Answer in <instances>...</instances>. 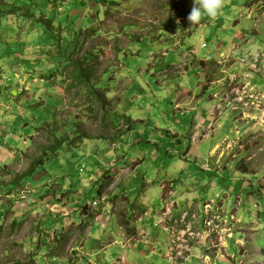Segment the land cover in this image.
I'll return each instance as SVG.
<instances>
[{
  "label": "rangeland",
  "instance_id": "1",
  "mask_svg": "<svg viewBox=\"0 0 264 264\" xmlns=\"http://www.w3.org/2000/svg\"><path fill=\"white\" fill-rule=\"evenodd\" d=\"M192 6L0 0V264H217L264 243V0L195 25Z\"/></svg>",
  "mask_w": 264,
  "mask_h": 264
},
{
  "label": "crops",
  "instance_id": "2",
  "mask_svg": "<svg viewBox=\"0 0 264 264\" xmlns=\"http://www.w3.org/2000/svg\"><path fill=\"white\" fill-rule=\"evenodd\" d=\"M1 41V40H0ZM3 41V40H2ZM1 41V42H2ZM259 215L262 216V213L259 212ZM236 216L239 217L241 216V212L236 211ZM262 218V217H261ZM245 220V219H244ZM241 242V243H240ZM236 244V243H235ZM238 245H236V247H241L244 245V242L239 241V243H237ZM226 246L227 247V243L225 241H221L220 245L222 247ZM238 247V248H239ZM252 248L253 251L251 253V251L248 252H241V251H237L236 248H233L231 245L228 248H224V253L222 252V255L224 257H218V262L217 264H264V260H260L258 262V260L256 259V256L258 254H261L264 257V243L261 242H256L254 240V242H252ZM235 249V250H233ZM230 250H232L233 252H231ZM238 252V253H237ZM245 261H247V263H245ZM185 264V263H184ZM186 264H188V261L186 262Z\"/></svg>",
  "mask_w": 264,
  "mask_h": 264
},
{
  "label": "trees",
  "instance_id": "3",
  "mask_svg": "<svg viewBox=\"0 0 264 264\" xmlns=\"http://www.w3.org/2000/svg\"><path fill=\"white\" fill-rule=\"evenodd\" d=\"M13 12H15V9H10V11L7 12L6 10L0 8V21H1L2 18H5L7 15H9V14H11V13H13ZM48 30H49V29H48ZM49 31H50V30H49ZM50 32H51V35H50V36L54 37V34L52 33V31H50ZM16 48H17V47H16ZM14 50H15V49H13V51H14ZM16 52H18V51H16ZM1 57H2V56H1ZM59 58H60V56H59ZM63 64H64V67H65V64H66V63L64 62ZM75 65H78V67H79L78 73H77V75L75 76V78L78 79L79 81L83 80V82H85V81L87 80L86 77L89 76L91 70H90V69H87L86 67H83V64H82V61H81V60L78 61V63L75 64ZM85 72H86V73H85ZM26 122H27V121H26ZM63 144H64V143H63ZM63 144L59 142L58 144L49 147V149L46 151V152H49V154H48L46 157H41V158L37 159L36 161H34V163L29 167V169H28L26 172H24L23 174H21V176H19L17 179H15V180L12 182V184H13L14 186H16V185L19 184L22 180H26L28 177H31V176L37 171L38 167L42 166V162H44V160L46 161V159L48 158V156H50L51 154H55V152L58 151V150L63 146ZM59 146H60V147H59ZM201 169H202V168H201ZM203 170H204V169H203ZM29 183H30V182H29ZM30 189H31V188H30ZM250 191H251V190H249V192H250ZM31 192H32V190H31ZM253 192H254V190H253ZM0 231H1V226H0ZM21 264H30V263H28V262H24V263H21Z\"/></svg>",
  "mask_w": 264,
  "mask_h": 264
},
{
  "label": "clouds",
  "instance_id": "4",
  "mask_svg": "<svg viewBox=\"0 0 264 264\" xmlns=\"http://www.w3.org/2000/svg\"><path fill=\"white\" fill-rule=\"evenodd\" d=\"M222 7L223 0H193V6L187 19L191 25H195L205 16L215 18Z\"/></svg>",
  "mask_w": 264,
  "mask_h": 264
},
{
  "label": "built area",
  "instance_id": "5",
  "mask_svg": "<svg viewBox=\"0 0 264 264\" xmlns=\"http://www.w3.org/2000/svg\"><path fill=\"white\" fill-rule=\"evenodd\" d=\"M28 188V187H27ZM31 191V189H30V187L27 189V192H30Z\"/></svg>",
  "mask_w": 264,
  "mask_h": 264
}]
</instances>
